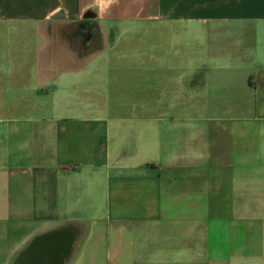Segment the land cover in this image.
Segmentation results:
<instances>
[{"label":"crops","instance_id":"1","mask_svg":"<svg viewBox=\"0 0 264 264\" xmlns=\"http://www.w3.org/2000/svg\"><path fill=\"white\" fill-rule=\"evenodd\" d=\"M57 231L264 264V0H0V264Z\"/></svg>","mask_w":264,"mask_h":264},{"label":"bare ground","instance_id":"2","mask_svg":"<svg viewBox=\"0 0 264 264\" xmlns=\"http://www.w3.org/2000/svg\"><path fill=\"white\" fill-rule=\"evenodd\" d=\"M71 234L67 231L56 232L50 235H40L35 238L31 244L32 250L40 246H50L59 250L60 255L66 256L71 242ZM28 256L23 253L17 260L16 264H27Z\"/></svg>","mask_w":264,"mask_h":264},{"label":"water","instance_id":"3","mask_svg":"<svg viewBox=\"0 0 264 264\" xmlns=\"http://www.w3.org/2000/svg\"><path fill=\"white\" fill-rule=\"evenodd\" d=\"M57 232H61V231H57ZM55 233L56 232H51V233H47V235L55 234ZM31 244L24 251L26 256H28L27 264H63V260L65 256L60 255L58 249L45 245V246L36 247L35 249L32 250L33 247H31Z\"/></svg>","mask_w":264,"mask_h":264},{"label":"rangeland","instance_id":"4","mask_svg":"<svg viewBox=\"0 0 264 264\" xmlns=\"http://www.w3.org/2000/svg\"><path fill=\"white\" fill-rule=\"evenodd\" d=\"M33 34H34V33L29 32V33H28V38L31 39V40H33V39L38 40V37H37V38L34 37ZM126 34H127V35L130 34V35H132V36H130V37H133V36H135V35H136V36H139L140 32L134 34V32H130L129 30H126ZM110 36H113L112 33H111ZM3 38H7L6 35H4ZM110 38H112V37H110ZM126 38L128 39L129 37L127 36Z\"/></svg>","mask_w":264,"mask_h":264}]
</instances>
